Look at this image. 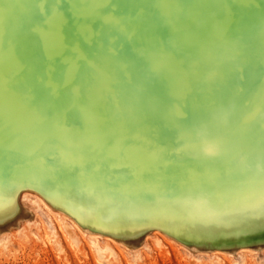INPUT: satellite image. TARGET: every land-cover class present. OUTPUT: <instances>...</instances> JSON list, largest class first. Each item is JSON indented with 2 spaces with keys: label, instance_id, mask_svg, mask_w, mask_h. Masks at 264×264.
<instances>
[{
  "label": "rangeland",
  "instance_id": "374dc122",
  "mask_svg": "<svg viewBox=\"0 0 264 264\" xmlns=\"http://www.w3.org/2000/svg\"><path fill=\"white\" fill-rule=\"evenodd\" d=\"M36 1H0V264H264V0L156 1L170 51L123 44L140 0Z\"/></svg>",
  "mask_w": 264,
  "mask_h": 264
},
{
  "label": "bare ground",
  "instance_id": "6f19581e",
  "mask_svg": "<svg viewBox=\"0 0 264 264\" xmlns=\"http://www.w3.org/2000/svg\"><path fill=\"white\" fill-rule=\"evenodd\" d=\"M2 1V0H0ZM5 4L9 5L10 3H15V1L20 2L22 3L23 6H25V8H28V12L31 13V11L34 12V9L36 6V4L38 3L36 0H3ZM73 1L75 0H46L47 4H50L51 6H53L54 8H58L60 9V11H64V10H73ZM79 1V0H78ZM83 1H88V2H91L92 4H94L95 2L94 1H98V0H83ZM156 1H160L161 4H165L167 2V4H170V3H173V5H176V6H181V2H184V1H189V0H140V4H139V8L138 10H143L142 12H144L142 14V20H144V24H136V23H133V22H130L129 20V25L126 26V33H127V37H126V42H124L123 44L128 46V47H134L135 45H143L145 43V45H150V41H154L155 43V46H158V50H161L162 49H168V51L173 50L174 49V46L175 44L178 43L179 39L182 37V33L184 34L183 30H181L180 28H175L173 31V33L175 34V37L173 38V42L171 44H169L168 46H166L164 43H160V40L162 39L161 36L159 34H157L156 32L153 33V34H146L145 36L143 35L146 31H151L155 25V23L158 21V19L156 18H153V14H150V10L154 9V7H157L154 5V3ZM191 1V0H190ZM199 6H201V11L202 13H200L199 15H196V19H200V18H203V16H206L207 17V23H210L212 24L213 22L211 21V19L213 18L212 17V12L211 10H214L212 7H209L206 6V3L205 1H200L199 2ZM71 5V6H70ZM198 5V3L196 4ZM220 5V4H219ZM213 6V5H212ZM215 6L218 7V4ZM75 7V6H74ZM103 7V6H102ZM217 7H216V10H217ZM210 8V9H209ZM212 8V9H211ZM117 9V7H116ZM104 10H107V9H104ZM222 10V8L220 9ZM219 11V10H218ZM220 12V11H219ZM218 12V13H219ZM215 13V12H213ZM218 15V14H217ZM220 15V14H219ZM216 16V15H215ZM99 15L97 14V18L96 19V23L98 24H101L102 26H105V29H110L112 28V24L114 26H118L119 25V19H115V16H113V19H111V16H108V14L103 11V14L101 15V18H98ZM28 19H30L29 17H27ZM58 18V17H57ZM105 19L107 20V22H105ZM58 21H62L65 25V28L64 29H67L68 27L66 26V23L67 21L63 18H58L57 19ZM66 22V23H65ZM105 22V23H104ZM110 24V25H108ZM33 25H37V23H35V21L33 22ZM146 26V27H145ZM136 32H142V36L140 38V40H137L135 39V33ZM256 32V31H255ZM257 34V32L255 33ZM253 35V33H252ZM248 36H246L247 38ZM175 39V40H174ZM123 42V41H122ZM121 44V43H119ZM245 44V43H244ZM71 47H70V46ZM122 47V46H121ZM76 50H79L81 51V48H80V41L79 39L77 38H71V41L68 43V46H66L65 50H61L60 53H57V52H54V53H47L45 55V57L43 58V61H42V65L44 67V70H45V74L42 73L44 75V77H41V70H40V73L38 74L39 78H37V83L40 85H43V84H46L48 83V77L50 78V76L48 75V71H47V67L44 66L45 65H50V62L49 61H58L57 63L61 62V64H64L65 62H69L72 63V60H74V57L72 58V53L74 52L75 55L77 54L75 51ZM120 50V49H119ZM29 55V53H28ZM128 55H131V54H128ZM136 56V55H135ZM126 57L127 59H124ZM136 57H139V56H136ZM117 60H119V64H122L124 66V63L122 62H126L127 63H133V60H131V56L128 57L127 55H124L123 53L119 52L117 57H116ZM61 60V61H60ZM128 60V61H127ZM41 65V62L39 63ZM4 65V66H3ZM1 64V66L3 67H8L7 70H9L11 68V66L13 65V60L10 61V59L6 58L4 60V64ZM118 65V64H117ZM1 67V68H3ZM118 67H120V65H118ZM107 68V67H106ZM129 68V67H128ZM76 69V67H75ZM84 69V68H83ZM97 70V68H95ZM60 69L57 68V71H59ZM63 70V69H61ZM39 71V70H38ZM64 71V70H63ZM76 71V70H75ZM77 72V71H76ZM74 72V76L77 77L78 76V72L76 73ZM61 74V73H60ZM62 77L64 78L63 74H61ZM48 76V77H47ZM62 77L61 79L58 81L57 84H61L62 88L63 89H66V84L64 82V80H62ZM149 77V76H148ZM144 80L146 78V76L143 77ZM150 78V77H149ZM52 79V78H50ZM143 82V81H141ZM145 83V82H144ZM156 89V84H155V88ZM47 90H50L47 89ZM63 96V95H62ZM33 101L34 102H41L43 100V98L45 99V97H43L42 99L39 98V96H33ZM33 103V102H32ZM35 103V104H37ZM28 155V154H27ZM23 176V175H22ZM20 191L21 189L18 191V194H20Z\"/></svg>",
  "mask_w": 264,
  "mask_h": 264
}]
</instances>
